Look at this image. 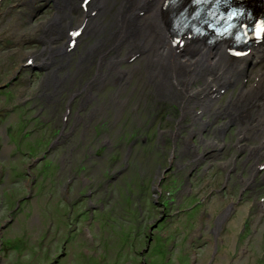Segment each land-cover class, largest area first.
Segmentation results:
<instances>
[{
	"label": "rangeland",
	"instance_id": "rangeland-1",
	"mask_svg": "<svg viewBox=\"0 0 264 264\" xmlns=\"http://www.w3.org/2000/svg\"><path fill=\"white\" fill-rule=\"evenodd\" d=\"M16 1L5 0L4 11ZM49 4L34 16L29 10V22L18 13L21 8L0 19V264H145V260L146 264H264V217L257 214L258 207L264 206L260 201L264 200V172L240 197L245 188L242 180L250 177L242 165L248 153L231 164V173L237 171L228 182L226 168L220 164L236 153V127L227 133L229 147L215 150L212 158L228 154L221 155L213 167L206 157L187 177L169 163L173 146L163 145L160 139L161 130H172L173 118L179 113L176 109L171 113L167 103L149 107L147 100L140 107L132 101L121 115L109 107L106 121L87 126L85 135V125H75L72 118L65 123L66 130L76 126L70 133L75 132L52 149L64 126L68 88L74 91L91 79L82 78L77 62L91 36H84L78 52L63 59L58 73L62 80L69 78L64 85L67 92H56L60 99H39L43 95L53 98L52 91L61 88L50 80V70L39 68V63L36 71L22 70L27 54L42 56L43 45L53 34L39 37L55 12V3ZM110 12L104 21L110 20ZM80 14L74 13L75 22ZM16 18H22L23 27L18 39L11 30ZM25 34L24 47L15 45ZM142 63L140 58L123 68ZM249 80L252 83L251 75ZM139 81H132L121 97L132 96L134 88L138 93L145 91ZM244 82L238 81L217 103L223 106L230 98H238ZM115 93L114 86H104L92 104L85 101L87 113L99 104L108 107V100L118 96ZM26 97L31 102L23 105L29 100L22 102ZM134 107H140L137 113ZM157 107L164 114L163 122L157 114L151 116ZM80 108L77 99L71 105L73 115ZM207 134L213 136L211 131ZM208 136L203 139L209 140ZM134 137H142L144 144L133 146V155L128 157L126 148ZM105 138L112 140L110 150L102 146ZM194 143L201 145L197 139ZM257 143L249 141L248 145ZM150 150L154 155L147 154ZM238 196L240 205L229 212Z\"/></svg>",
	"mask_w": 264,
	"mask_h": 264
},
{
	"label": "bare ground",
	"instance_id": "bare-ground-1",
	"mask_svg": "<svg viewBox=\"0 0 264 264\" xmlns=\"http://www.w3.org/2000/svg\"><path fill=\"white\" fill-rule=\"evenodd\" d=\"M22 1L27 2V0ZM244 1L252 5L250 1L259 3L260 0ZM45 2L46 4L54 2L55 12L50 20H46V25H43L45 30L48 27H50V30L48 32H44L43 30L39 36L41 40L46 38L47 35L48 37L51 36L50 39L48 38L47 43L45 42L46 44L43 45L42 56H40L39 62L40 67L45 66L51 69V71L55 68L59 70L63 69V59H70L71 54L66 55L65 51L60 53V49L61 45L68 38L67 31L73 28L72 22H75L74 13L81 12L76 22H80L81 24L88 21L85 35L91 36V39L87 42L88 48L85 49L81 55V59L78 58L77 62L81 64L78 68L80 69L79 72L82 78L91 79L86 84H80L79 87L74 88V91H71L72 87L68 88L70 93H77L75 102L79 99V107L82 109L80 120L78 122L76 119L72 121L71 118L69 122L72 121L77 126L79 123L84 124V135L86 134L87 126L90 127L92 123L95 125L106 121L104 119L108 118L107 111L109 107L121 115L132 101L137 102L139 105H136L140 107L147 104V100L150 101L149 107H156L157 102L161 104L167 103L171 106L169 107L171 113L175 109L179 113L176 120L173 118V122L175 121V123L171 127L172 130L166 132L161 130L160 139L163 145L170 144L173 146V153L178 156V159L175 161L171 160L170 164H174L185 177L200 166L201 163H197L195 158L203 157V155L209 157V167H213L221 158V155L223 158L228 154L227 152H223L220 156L212 158L215 150H219L220 152L229 147L228 144L224 146L225 140H222L221 137L228 133L231 127H236L237 131L236 140L238 141L234 147L237 154L235 153L231 160H224L220 164L225 166L227 174L231 173V164L236 163V157L239 158V155L246 154L247 150L249 154L244 158L245 160H242V165L248 169L249 174H251L250 176L257 173L256 167L261 164L264 158V44L255 48L253 54H250L249 57L238 61L230 57L228 41H219L213 45H209L205 41L197 42L195 39H186L185 46L183 47L184 50H181L179 46L173 45L169 36L170 23L168 11H171V8H168L167 11V0H99L98 2L103 3L104 10L100 11L99 4H97L93 7L89 6L87 14L84 13L81 7L82 1L80 0H41V3ZM187 2L188 0H179L180 5H184ZM235 2L238 3L240 1ZM134 11H137V13L143 12L144 14L138 16V21L135 22L136 27L133 37L122 49H119L121 36L130 30L127 28L132 18L130 14ZM13 12H15V9H11L10 13ZM108 12L112 16H110V20L104 21L103 16ZM21 19L16 18L12 22L11 30L14 31L13 33L22 30ZM4 27H7V25H4ZM59 44L60 46H58ZM50 50L53 53L55 50L58 52L50 55ZM128 54H142L140 58L141 62L143 60V63L139 67L133 65L131 69L123 68V66L128 65L126 62ZM259 64L262 65L258 66ZM125 72H128V74ZM250 75L253 79L252 83L249 82L247 87L243 86L241 88L238 98H230L223 106H220L217 103V99L213 98L214 95L219 94L220 90L228 87L227 81L229 79V81L235 80L237 82L241 81L242 77L249 78ZM136 76L140 79L139 82L144 86L145 91L138 93L135 92L137 89L134 88V94L126 96L123 99L121 94L124 93L125 89L129 88L132 81L136 83V80H139ZM62 77H58L57 80L51 79L56 84L61 85V88H56L52 91L53 98L42 94L43 96L39 99H49L47 101L60 99L59 97H55V93L67 92L64 89V85L69 81L68 77H65L63 80ZM132 77L136 78L135 81ZM63 82L65 83L62 85ZM107 84L114 86L116 89L115 94L118 93V96L111 97L108 100V107L99 104L93 107V110L88 114L86 107L89 105H86L85 101L91 100L90 104H92L93 100L98 99V92H101ZM69 94L67 100L72 99V96ZM78 94H80V98L77 97ZM199 97L202 98L199 101L200 107L196 111L203 108L205 109L204 114L195 118L194 113L196 111H189L190 118L188 121L185 123L181 122L179 119V115L182 114L181 110L184 107H193ZM173 105L176 107H173ZM160 109L161 107H157L158 112L156 113H152L151 110V116L157 114L160 121L163 122L165 121V117ZM233 121H236L235 124H232ZM182 131L186 137L182 135L177 140L176 135L182 133ZM208 131L212 132V137L208 136ZM70 132L63 126L59 146L63 145L73 134ZM138 134L141 136L140 131ZM207 136L209 140L204 141L203 138ZM246 137H249L251 141L259 140V146L252 147L248 143L243 145L245 142H242V138ZM196 139L201 143L197 151L192 147V141ZM209 141L211 146H215L214 142H217L214 149L209 146ZM139 142L144 144L142 137H140V140L134 137L126 148V150L131 151V157L135 145ZM110 148H113V144ZM140 149H143L144 153H146L144 145H141ZM108 150L110 149L108 148ZM147 154L154 155L151 150ZM188 163H190L189 169H187ZM185 171H189L187 175ZM246 182V180L243 181L244 184ZM261 184H264V179L261 181ZM257 214L258 217H264V207H258Z\"/></svg>",
	"mask_w": 264,
	"mask_h": 264
},
{
	"label": "flooded vegetation",
	"instance_id": "flooded-vegetation-1",
	"mask_svg": "<svg viewBox=\"0 0 264 264\" xmlns=\"http://www.w3.org/2000/svg\"><path fill=\"white\" fill-rule=\"evenodd\" d=\"M181 111H182V113L184 112L183 110H181ZM188 112H189V111H188ZM72 116H73V114H72ZM72 116L70 117V119L73 118ZM70 119H69V120H70ZM63 124H64V122H63ZM68 124H69V121H68ZM64 127H65V129H66L67 126H64ZM165 132H166V131H165ZM61 134H62V133H61ZM103 142H104V139H102V146H103L105 149H108L107 147L104 146ZM126 151H127V150H126ZM148 251H149V250H148ZM148 251H147V252H148ZM147 252H145V254H146ZM145 264H146V260H145Z\"/></svg>",
	"mask_w": 264,
	"mask_h": 264
},
{
	"label": "water",
	"instance_id": "water-1",
	"mask_svg": "<svg viewBox=\"0 0 264 264\" xmlns=\"http://www.w3.org/2000/svg\"><path fill=\"white\" fill-rule=\"evenodd\" d=\"M147 251V250H146Z\"/></svg>",
	"mask_w": 264,
	"mask_h": 264
}]
</instances>
